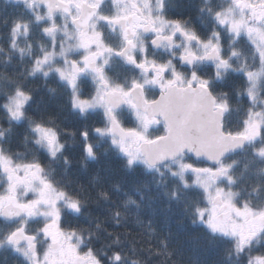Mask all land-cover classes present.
Here are the masks:
<instances>
[{"label": "snow or ice", "instance_id": "snow-or-ice-1", "mask_svg": "<svg viewBox=\"0 0 264 264\" xmlns=\"http://www.w3.org/2000/svg\"><path fill=\"white\" fill-rule=\"evenodd\" d=\"M22 4L0 10V264H264V0Z\"/></svg>", "mask_w": 264, "mask_h": 264}, {"label": "trees", "instance_id": "trees-1", "mask_svg": "<svg viewBox=\"0 0 264 264\" xmlns=\"http://www.w3.org/2000/svg\"><path fill=\"white\" fill-rule=\"evenodd\" d=\"M3 17L0 16V20H2ZM3 24L0 23V32L1 31V28H2ZM0 43H4L3 41H0ZM4 46L6 47V43L4 44ZM0 59H3V54L0 53ZM13 64L16 63V58L13 59L12 61ZM55 86V85H53ZM60 101L59 100H53L52 103L53 104H56V103H59ZM159 224H157V228H159ZM223 256V251L222 250H215L211 253H205V252H193V251H185V264H188V261H189V258H191L192 261H195L196 259H199L201 261H207L208 264H213L214 261L218 260L220 257ZM134 259L135 258H139V259H143V255H140V256H136V257H133ZM14 260V257H10L9 258V264H12V261Z\"/></svg>", "mask_w": 264, "mask_h": 264}, {"label": "flooded vegetation", "instance_id": "flooded-vegetation-1", "mask_svg": "<svg viewBox=\"0 0 264 264\" xmlns=\"http://www.w3.org/2000/svg\"><path fill=\"white\" fill-rule=\"evenodd\" d=\"M194 3H199V0H193ZM0 10H6V12L11 16L18 14L20 12L24 11V6L22 4V1L17 3L14 0H0ZM2 16V15H0ZM3 17V16H2ZM2 32H6V28L2 26L1 28ZM3 59H0V62H2Z\"/></svg>", "mask_w": 264, "mask_h": 264}, {"label": "water", "instance_id": "water-1", "mask_svg": "<svg viewBox=\"0 0 264 264\" xmlns=\"http://www.w3.org/2000/svg\"><path fill=\"white\" fill-rule=\"evenodd\" d=\"M14 1H16V0H14ZM20 1H22V0H20Z\"/></svg>", "mask_w": 264, "mask_h": 264}]
</instances>
